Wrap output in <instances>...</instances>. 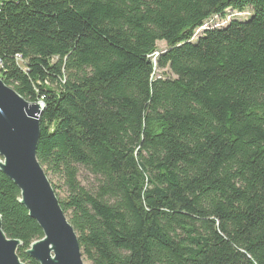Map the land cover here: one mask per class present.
Returning a JSON list of instances; mask_svg holds the SVG:
<instances>
[{
	"label": "trees",
	"instance_id": "16d2710c",
	"mask_svg": "<svg viewBox=\"0 0 264 264\" xmlns=\"http://www.w3.org/2000/svg\"><path fill=\"white\" fill-rule=\"evenodd\" d=\"M0 79L43 105L85 262L264 264V0H0ZM20 199L0 172L3 231L40 264Z\"/></svg>",
	"mask_w": 264,
	"mask_h": 264
},
{
	"label": "water",
	"instance_id": "95a60500",
	"mask_svg": "<svg viewBox=\"0 0 264 264\" xmlns=\"http://www.w3.org/2000/svg\"><path fill=\"white\" fill-rule=\"evenodd\" d=\"M41 103L24 99L0 79V172L21 192L20 203L37 222L44 238L27 254L40 264H86L78 236L37 157ZM19 240L6 236L0 216V264H25Z\"/></svg>",
	"mask_w": 264,
	"mask_h": 264
},
{
	"label": "rangeland",
	"instance_id": "374dc122",
	"mask_svg": "<svg viewBox=\"0 0 264 264\" xmlns=\"http://www.w3.org/2000/svg\"><path fill=\"white\" fill-rule=\"evenodd\" d=\"M229 12L230 13H233V11H231V10ZM249 16H250L249 13H247V14H244L243 16L239 17V18L241 20H246ZM219 22H220V20L218 18L214 20V23H219ZM201 33H202V31H200V32L197 31L196 32L197 37L199 35H201ZM158 48L161 51V50H165L167 48V46H166L165 43L161 42V43L158 44ZM159 76H162V71H160V70L157 69V71H156V77H159ZM166 76H168V75H166ZM166 76H164V77H166ZM49 178L51 179V181L53 183L58 184V181L54 177L49 176ZM79 180H80L81 184L83 186L87 187L88 189H91L92 190L94 188V186H95V179H94V177L92 175H90V173H88L84 168H80V177H79ZM59 196L61 198H63L64 197V193L62 191H60L59 192ZM85 263L86 264H90L89 262H85Z\"/></svg>",
	"mask_w": 264,
	"mask_h": 264
},
{
	"label": "built area",
	"instance_id": "2783aa9c",
	"mask_svg": "<svg viewBox=\"0 0 264 264\" xmlns=\"http://www.w3.org/2000/svg\"><path fill=\"white\" fill-rule=\"evenodd\" d=\"M42 104V103H41ZM43 106V105H42Z\"/></svg>",
	"mask_w": 264,
	"mask_h": 264
}]
</instances>
